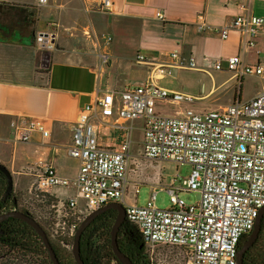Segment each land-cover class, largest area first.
<instances>
[{"label": "built area", "instance_id": "2783aa9c", "mask_svg": "<svg viewBox=\"0 0 264 264\" xmlns=\"http://www.w3.org/2000/svg\"><path fill=\"white\" fill-rule=\"evenodd\" d=\"M98 10L111 9L112 0H93ZM255 0H236L240 12L221 25L207 23L203 14L197 16L200 32L215 31L226 39L230 30L240 35L244 49L253 47L263 28L264 17L252 12ZM47 0H37L45 5ZM88 9H91L89 7ZM155 16L163 19L162 11ZM55 34L39 31L35 35L44 52L53 48ZM110 37H107L109 40ZM100 65L108 55L98 51ZM168 60L153 62L155 78L172 76L175 67L197 68L195 60L181 58L177 50ZM138 60H146L143 55ZM226 69L236 79L253 76L264 80V64L245 62L240 54L229 55L214 62L215 70ZM96 87L94 98L79 110L72 124L69 155L79 159L73 178L57 174L48 164L35 172L31 187L42 201L52 198L50 232L60 243L68 242L89 212L109 202L124 206L125 219L135 224L141 234L146 264H237V252L243 236L254 227L264 206V89L249 99L234 98L224 106L204 111L178 109L174 115H161L155 101L191 103L194 96L158 86L153 82L128 85L116 92ZM116 111L122 119L142 120V150L148 160H169L190 165L189 174L165 187L170 205H155L157 191L145 205L124 200L126 174L130 159L131 126L126 127L119 148L98 145L92 119L104 123ZM16 141L26 142L32 132L49 136V129L39 118L11 121ZM58 187H72L75 193L65 198L53 194ZM136 192L139 184L135 182ZM181 191L198 194L195 204L187 205L179 197ZM78 197L84 204H78Z\"/></svg>", "mask_w": 264, "mask_h": 264}, {"label": "crops", "instance_id": "0c3cea01", "mask_svg": "<svg viewBox=\"0 0 264 264\" xmlns=\"http://www.w3.org/2000/svg\"><path fill=\"white\" fill-rule=\"evenodd\" d=\"M112 2L111 9L104 11L96 9L98 3L93 0H47L45 5H37V0H0V163L12 174L23 175L19 176L21 189L29 188L42 164L73 178L80 162L67 152L72 124L80 108L94 98L96 87L102 92H114L117 103L116 92L125 86L149 82L158 85L161 78L152 75V63L167 61L173 50L185 61L192 57L197 65L192 70L210 78L207 90L196 95L207 100V109L197 111L224 106L234 98L249 99L264 89V80L258 77L236 79L224 60L222 70L213 67L217 59L234 54H240L245 62L264 64V24L256 44L246 49L241 47L235 30L222 39L218 32H200L196 27L199 14L213 25H221L238 14L236 0ZM251 9L264 17V0L253 1ZM159 10L164 14L161 20L155 16ZM39 31L55 34L53 48L48 52L35 41ZM98 51L108 55L102 65ZM138 55L146 60H138ZM29 118L43 120L49 136L45 138L34 131L28 141H16L10 122ZM138 122L141 125L137 126ZM92 123L98 145L114 149L123 141L126 127L131 126V136L134 129H139L141 154V119H122L114 111L104 123L96 119ZM132 145L131 138L124 194L127 203H133L125 198L128 185L135 186L136 182H130L128 177L131 159L137 157ZM73 193L72 187L53 190L62 198ZM78 204H84L82 197H78Z\"/></svg>", "mask_w": 264, "mask_h": 264}, {"label": "rangeland", "instance_id": "374dc122", "mask_svg": "<svg viewBox=\"0 0 264 264\" xmlns=\"http://www.w3.org/2000/svg\"><path fill=\"white\" fill-rule=\"evenodd\" d=\"M158 85L163 87H168L173 90H178L183 93L190 94L194 96V100L191 103L181 102L180 104L171 103L164 99H158L155 101V110L157 113L172 115L174 111L179 108H193L195 110L207 109V100H201L196 97V95H201L207 90L210 78L205 74L199 73L198 71L192 70L188 67L183 68H173L172 76L163 77L158 80ZM246 83V81H245ZM245 86V84H244ZM245 91V90H244ZM141 125L140 122L137 123V126ZM133 140L132 153L137 155L134 159H131L132 166L129 168L128 177L131 179L130 182H138L139 188L136 192V188L131 183L128 185V190L126 192V200H130L139 206L145 205L149 200L151 193L157 191L155 196V205L159 208H166L170 205L169 194L165 190V187L170 183L176 181L175 177L178 175L181 179L186 177L189 174L191 169L188 164H181L169 160H148L140 156V145L141 140V131L139 129H134L131 136ZM22 174L25 172H21ZM72 174L73 172H69ZM68 173V174H69ZM12 174V173H11ZM67 174V173H66ZM14 179L16 192L21 199V204H24L28 209L32 210V206L35 207V210L32 212L39 216L41 222L47 221L49 216L48 211H51L50 201L52 198L42 200L41 202L38 197L35 195L36 191L30 186L29 188L21 189L22 180L17 173L12 174ZM35 180V178H34ZM33 179L31 181H34ZM178 182V181H176ZM59 190L65 189L64 187H58ZM24 196V198H22ZM179 197L183 199L185 204H195L196 193L193 191H181L179 192ZM23 199V200H22ZM40 208V211L36 212V209ZM51 216V214H50ZM57 244V243H56ZM58 245V244H57ZM61 253L64 251L67 252L64 248L59 246Z\"/></svg>", "mask_w": 264, "mask_h": 264}, {"label": "flooded vegetation", "instance_id": "af4514ba", "mask_svg": "<svg viewBox=\"0 0 264 264\" xmlns=\"http://www.w3.org/2000/svg\"><path fill=\"white\" fill-rule=\"evenodd\" d=\"M13 177V176H12ZM0 180L4 182L6 180V188H7V178L6 176L0 172ZM12 189L9 193L5 194V191L2 194L1 200H0V215L3 213H6L8 211H22L30 216H32L43 228L45 231H47V235L49 239L51 240V244L55 250L56 253L59 255L62 254L61 251L59 250V246L62 248H67L68 250L70 249L71 251V244H65V243H60V241L57 238H53L51 232H50V223H52V219L50 214L52 213L51 211H48L49 216L47 218V221L41 222V219L39 216H36L32 211L35 210V207H31L32 210L28 209V207L24 204V206L21 204V199L19 198L17 192L14 179L12 178ZM24 198V196L22 197ZM23 200V199H22ZM41 202V200L38 198ZM102 207V206H100ZM99 207V208H100ZM40 211V208L36 209V212ZM105 212H110L109 216V222L110 224L108 225V232L110 235V229L111 226L114 222L115 216H116V210L114 209H106L99 213L97 216L105 213ZM87 215V214H86ZM84 215V217L86 216ZM83 217V218H84ZM95 217V218H96ZM264 217V216H263ZM82 218V219H83ZM94 218V219H95ZM16 219L15 217H8L6 219H3L0 221V264H44V252H45V246L43 239L36 233V231L28 225L25 221L24 224L21 222L19 225H14L11 222ZM18 219V218H17ZM21 220V219H20ZM81 222V221H80ZM123 223L122 222L119 225L118 231H117V238L120 239L122 235V230H123ZM79 225V224H78ZM22 229H28L30 231L29 238L31 239V243L33 244L34 241H36V252L33 250H28L27 245L29 244L28 242V237L27 235L24 236L22 233ZM249 234V233H248ZM248 234H246L242 239L241 242L244 241ZM264 235V223L261 224V229L259 231V234L256 238V240L253 242V244L249 247L248 255H245L243 260L246 264H255V258L256 254L259 252L257 249V244L259 242L260 236ZM120 237V238H119ZM83 242V241H82ZM58 245H57V244ZM83 247V245H82ZM76 264V263H75Z\"/></svg>", "mask_w": 264, "mask_h": 264}, {"label": "trees", "instance_id": "16d2710c", "mask_svg": "<svg viewBox=\"0 0 264 264\" xmlns=\"http://www.w3.org/2000/svg\"><path fill=\"white\" fill-rule=\"evenodd\" d=\"M5 188L6 180L4 182L0 180V200L3 192L5 191ZM109 213L110 212H105L97 216L94 220L91 221V223L86 227L81 235L80 253L85 264H120L115 258L110 245V235L108 232V225L110 224ZM21 222L24 224L22 220L16 218L11 223L14 225H19V223ZM263 223L264 217L262 219V224ZM21 231L24 236L27 235L28 237L30 234V231L28 229H22ZM73 237L70 241L64 243L70 245V243L73 241ZM120 237V239L117 238L118 247L131 259L133 264H146V257L143 253V240L135 224L125 219L123 223L122 235ZM27 239L29 244L27 245L26 249L36 252V241H34L32 244L31 239L29 237ZM259 239L260 240L257 244V249L259 252L256 254L255 264H264V235L260 236ZM64 249L67 252L64 251L60 255L56 253L60 263L75 264L70 249ZM245 255H248V251L245 252ZM44 264H52L46 249L44 252Z\"/></svg>", "mask_w": 264, "mask_h": 264}, {"label": "water", "instance_id": "95a60500", "mask_svg": "<svg viewBox=\"0 0 264 264\" xmlns=\"http://www.w3.org/2000/svg\"><path fill=\"white\" fill-rule=\"evenodd\" d=\"M0 171L6 176L7 178V188L5 194L9 193L12 189V174L10 170L3 164L0 163ZM196 198H198V194H196ZM114 209L116 210V216L114 222L110 229V245L112 248V252L120 264H133L131 259L123 253L117 243V231L119 225L125 221V210L124 206L120 202H109L104 204L102 207L97 208L91 212H89L79 223L75 230V234L73 237V241L71 244V254L76 264H85L84 260L81 257L80 253V240L83 231L86 227L91 223L92 220L106 209ZM264 216V206L260 209L259 214L255 220L254 227L249 232L247 238L240 242L237 252V264H245L243 261L244 253L249 249V247L253 244L256 240L259 231L261 229L262 219ZM8 217H15L25 221L28 225H30L36 233L43 239L45 249L48 252L49 259L51 260L52 264H61L58 256L49 240L47 232L44 228L29 214L22 212V211H8L0 215V221L6 219Z\"/></svg>", "mask_w": 264, "mask_h": 264}]
</instances>
